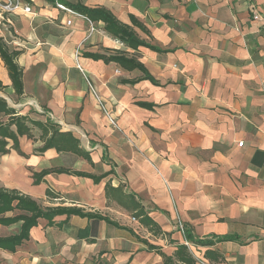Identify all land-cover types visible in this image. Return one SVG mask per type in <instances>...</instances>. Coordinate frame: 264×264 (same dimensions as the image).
Returning a JSON list of instances; mask_svg holds the SVG:
<instances>
[{"label": "crops", "instance_id": "1", "mask_svg": "<svg viewBox=\"0 0 264 264\" xmlns=\"http://www.w3.org/2000/svg\"><path fill=\"white\" fill-rule=\"evenodd\" d=\"M28 1L34 14L13 16L11 30L0 34L23 51L24 95L14 94L0 60L3 95L21 114L71 132L92 163L55 149L36 153L43 142L23 137L25 156L11 150L0 157V185L43 207H78L113 223L39 219L15 252L0 249V264H165L140 240L173 256L186 243L179 224L216 243L191 245L197 264H264V0H62L73 10L106 8L127 25L134 16L148 30L135 32L159 52L127 47L102 22L90 34L85 19L51 0ZM116 52L136 58L159 85L138 69L83 56ZM53 168L110 174L98 184L70 174L34 184V173ZM107 184L135 196L169 236H153L109 201ZM21 225H0V236L19 234ZM222 236L235 240L217 242ZM209 249L224 261L207 260Z\"/></svg>", "mask_w": 264, "mask_h": 264}, {"label": "trees", "instance_id": "2", "mask_svg": "<svg viewBox=\"0 0 264 264\" xmlns=\"http://www.w3.org/2000/svg\"><path fill=\"white\" fill-rule=\"evenodd\" d=\"M53 1V0H51ZM77 13L87 17L92 22H102L105 25V31L125 43L131 49L139 47H147L154 51H161L159 48L149 44L141 39L135 32V28L141 29L148 33L146 27L137 20L134 16L131 17L132 25L122 23L108 9L89 8L83 5L75 6ZM23 54V51L12 49L7 41L0 37V60L3 62L5 69L8 72L14 94L20 98L24 95V70L19 65L18 59ZM85 58L93 60H103L106 63L115 62L121 68L127 71L140 70L143 73V80H149L155 85L158 82L149 74L143 64L136 58L128 57L124 52H116L110 56L102 54L84 53ZM6 86L0 80V157L10 153L11 150L17 151L20 155L25 154L20 149V139L26 137L29 140L43 142V146L37 149L36 153L42 154L50 149H55L57 152H65L75 154L88 162L92 163L90 153L82 148L80 141L71 132H61L58 125L47 121H37L30 118L28 115H23L19 110L11 106L5 99L3 93ZM143 107H152L148 104H141ZM36 131L38 136H36ZM50 174H70L79 177L90 178L95 184L100 183L110 173L101 176L92 174L70 171L64 168L45 169L40 173H34V184H40L44 178ZM47 195L53 198H58V194L47 191ZM106 197L109 201H114L122 208L129 211L140 224L157 238L169 236L164 233L161 227L149 216L144 206L135 198V196L125 192L121 187H113L111 184L106 186ZM83 216L95 219H109L100 216L99 214L85 213L78 207H43L32 197L22 194L17 190L7 189L0 185V225L10 226L16 223H22L21 231L17 235L8 237L0 236V249L15 252L19 247L29 240L31 230L38 225L39 219H47L50 222L57 216ZM185 242L190 245L200 247H212L216 243L210 238H198L190 229L184 226ZM235 240L232 236H222L216 238L217 242H228ZM144 243L147 249L155 252L163 258L165 264H197L198 260L192 254L190 247L185 244L176 245V251L173 256H168L161 251V248L150 244L147 240H140ZM170 243H173L170 241ZM205 258L211 263H222L224 256L216 250H207Z\"/></svg>", "mask_w": 264, "mask_h": 264}, {"label": "built area", "instance_id": "3", "mask_svg": "<svg viewBox=\"0 0 264 264\" xmlns=\"http://www.w3.org/2000/svg\"><path fill=\"white\" fill-rule=\"evenodd\" d=\"M54 6L60 10L66 13L67 15L73 17V16H79L83 19H85L90 24V34L95 32V26L94 23L89 20L87 17L77 13L75 10L69 8L66 6L62 0H53ZM28 14H34V10L32 5L29 3L28 0H0V34H4L5 32H9L11 28L13 27L12 17L17 15H28ZM253 18L254 20H260V16L257 14V12H253ZM71 21L67 22V25H71ZM15 31V30H14ZM89 87L92 90L93 94L95 95L99 105L109 118L110 122L116 126V122L110 117L108 111L105 108L104 103L102 102L99 95L94 90L93 86L89 83ZM43 113V111H40ZM238 146L242 147L243 142L239 143ZM133 221H136L135 218H133ZM179 229L182 232V234H185L184 226L183 224H179ZM186 244L191 247L189 243L186 242Z\"/></svg>", "mask_w": 264, "mask_h": 264}, {"label": "rangeland", "instance_id": "4", "mask_svg": "<svg viewBox=\"0 0 264 264\" xmlns=\"http://www.w3.org/2000/svg\"><path fill=\"white\" fill-rule=\"evenodd\" d=\"M8 102H10V101H8Z\"/></svg>", "mask_w": 264, "mask_h": 264}]
</instances>
